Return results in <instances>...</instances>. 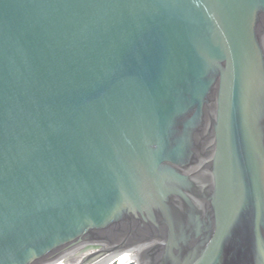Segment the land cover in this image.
Here are the masks:
<instances>
[{
  "label": "water",
  "instance_id": "water-1",
  "mask_svg": "<svg viewBox=\"0 0 264 264\" xmlns=\"http://www.w3.org/2000/svg\"><path fill=\"white\" fill-rule=\"evenodd\" d=\"M136 257L264 264V0H0V264Z\"/></svg>",
  "mask_w": 264,
  "mask_h": 264
},
{
  "label": "bare ground",
  "instance_id": "bare-ground-1",
  "mask_svg": "<svg viewBox=\"0 0 264 264\" xmlns=\"http://www.w3.org/2000/svg\"><path fill=\"white\" fill-rule=\"evenodd\" d=\"M130 260H132V258L130 259ZM130 260H127V262H129ZM133 260H136L135 262L137 263V264H142V262H140V260L136 257V258H134ZM121 261H123V260H121ZM126 261V260H125Z\"/></svg>",
  "mask_w": 264,
  "mask_h": 264
}]
</instances>
